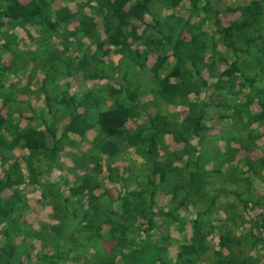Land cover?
<instances>
[{"label":"trees","instance_id":"trees-1","mask_svg":"<svg viewBox=\"0 0 264 264\" xmlns=\"http://www.w3.org/2000/svg\"><path fill=\"white\" fill-rule=\"evenodd\" d=\"M63 1L74 7L0 0V264L261 262L264 0ZM72 79L101 83L70 91ZM28 185L50 221L27 220ZM159 216L181 234L175 257Z\"/></svg>","mask_w":264,"mask_h":264},{"label":"rangeland","instance_id":"rangeland-1","mask_svg":"<svg viewBox=\"0 0 264 264\" xmlns=\"http://www.w3.org/2000/svg\"><path fill=\"white\" fill-rule=\"evenodd\" d=\"M22 1H27V0H22ZM216 5L220 8V9H224L225 7L229 6V5H236V4H243L246 3L250 0H214ZM56 6L57 5H61V6H71L74 7L73 3L67 2V1H63V0H55L54 3ZM187 1L184 2V4L178 8L175 9V12H177L178 14H182V16H187L188 15V11H187ZM89 11V9H87ZM165 13H169V11H166ZM197 18H193V20H196ZM227 19L228 17H224L223 21L225 23H227ZM205 28L210 29V27L208 25L205 26ZM100 31L102 30V27L100 26ZM31 31H34V27H30ZM14 32L17 34L18 36V44L19 47L22 49H25L27 47H31L32 43L31 41L27 38L25 30L23 28L17 27L14 29ZM220 49L222 51H224L223 47H220ZM9 55L8 54H4L3 55V60H5V62H7L9 59ZM116 59V57H114ZM154 61L153 56H150L149 60H148V65H151ZM205 77H207L209 79V81L213 82L214 80L208 76L207 72L203 73ZM26 82V76L22 77V83L24 84ZM101 83V81H82V80H75L72 79L71 80V87H70V91H77L79 89H84V88H90V87H96L97 85H99ZM201 96H204V94L202 93ZM22 99L24 100H28L31 103V107H36L37 105V100L35 99L36 96H32L31 95H22L21 96ZM149 98V96H148ZM192 99H195L196 97L194 95L191 96ZM165 111H179L181 109H183L182 106H173V105H169L164 107ZM252 110L257 111L258 110V106L256 104H254L251 107ZM210 123L213 125H217V128L212 129L210 133L219 135L217 133H222V129L224 127H222L221 122L219 121V119L217 118V116L215 117L216 113L218 112L217 109L215 108H210ZM26 115H32V111L30 110L29 112H26ZM23 123V120H21ZM252 128H254L256 131H259V133H262L263 135L260 137V139L258 140V143L264 147V125H258L256 123H254L253 125H251ZM93 135V132H91L89 134V137L91 138ZM236 142H234L235 144ZM166 144L167 147L169 149H179L180 147H182V144L177 142L171 135H167L166 136ZM220 145H224V141L221 140L220 141ZM83 146L85 148H87L88 143L84 142ZM71 149V148H68ZM17 155H22L23 153H26L25 150H21V149H17L16 151ZM239 156H243L242 154H240ZM128 158L129 161L131 159H136L139 160V157L137 155H135L133 153L132 150L128 151ZM65 161L67 163H71L70 160L68 158H65ZM25 174H27L26 170L24 169ZM53 176L58 177L60 175V171L57 169L53 170ZM26 193H27V197H28V203H29V209L27 212V220L33 224V225H38L41 221H50V214H51V207L48 205H44L41 200H40V194L37 190H35V188L31 185L26 186ZM167 200H168V196L161 194L158 196V204L159 206L164 207L165 209L168 208V204H167ZM239 211L236 210L237 213H241L242 209H238ZM258 211H261L260 209H257ZM257 211H251V214H256ZM223 214V213H222ZM224 215V214H223ZM237 218V216H236ZM246 219V218H245ZM249 219L247 218L246 221H248ZM158 224L161 226L160 229L163 230L164 232V237L167 240V247L169 249L170 254L175 257L177 254V250H178V244H179V240L181 239V234L174 228V226L176 225L175 220L173 219H169L167 220L168 224L165 225L164 221H165V217L163 216H159L157 218ZM245 228L248 227V222L244 223ZM236 228V227H235ZM235 228H233V230H235ZM157 231V230H156ZM238 231V230H237ZM158 232V231H157ZM187 234L188 236H190L191 234V227L188 225L187 226ZM214 235L213 237H210V240L215 244L217 242V236ZM257 251V250H255ZM254 251V253H256ZM262 254V253H260ZM261 262H257L256 264H264V257L261 256ZM211 260V252L208 253L207 255V259H205V257L200 261V263L198 264H208L210 263ZM71 264H79V263H71Z\"/></svg>","mask_w":264,"mask_h":264}]
</instances>
